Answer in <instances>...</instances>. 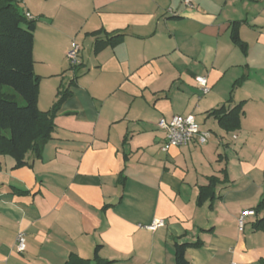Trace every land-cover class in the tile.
<instances>
[{
	"label": "crops",
	"instance_id": "obj_1",
	"mask_svg": "<svg viewBox=\"0 0 264 264\" xmlns=\"http://www.w3.org/2000/svg\"><path fill=\"white\" fill-rule=\"evenodd\" d=\"M190 3L16 1L37 19V108L48 111L61 88L69 96L39 157L15 167L0 155V264H175V244H187L189 264L264 260V0ZM236 106L235 129L211 114ZM188 114L207 142L161 151L157 121ZM153 219L164 226L150 232Z\"/></svg>",
	"mask_w": 264,
	"mask_h": 264
},
{
	"label": "trees",
	"instance_id": "obj_2",
	"mask_svg": "<svg viewBox=\"0 0 264 264\" xmlns=\"http://www.w3.org/2000/svg\"><path fill=\"white\" fill-rule=\"evenodd\" d=\"M16 1L0 0V155L10 156L15 160V167H21L27 164V155L39 157L51 139L56 113L69 92L66 88L59 89L48 111L37 108L40 78L33 71L32 56L37 19L27 20L18 11ZM122 37L117 34L96 42L94 53L114 46ZM76 69L74 76H77ZM222 110L211 113L220 126L227 130L237 128L241 114L239 106L228 113H222ZM203 198L200 194L197 203L200 204ZM186 247L187 244L174 245L175 264H189L185 257ZM70 264H88V260L72 258ZM260 264H264V260Z\"/></svg>",
	"mask_w": 264,
	"mask_h": 264
},
{
	"label": "built area",
	"instance_id": "obj_3",
	"mask_svg": "<svg viewBox=\"0 0 264 264\" xmlns=\"http://www.w3.org/2000/svg\"><path fill=\"white\" fill-rule=\"evenodd\" d=\"M184 3L187 6H191L190 0H184ZM24 17L27 20L34 19V17H32L29 13H25ZM80 50V46L77 43L72 42L70 44V47L66 51L67 64L72 72L80 65ZM195 82L202 95H206L209 92L207 79L205 77L197 76L195 77ZM156 125L157 128L164 134L163 143L161 146V151L163 152H167L168 149L172 147H184L192 144L202 146L207 142L209 138V131L202 130L196 123L195 117L191 114L175 115L169 120H165L162 118L157 121ZM253 215L254 211L252 210L244 211L243 213H241L237 220L239 230L242 229L245 218ZM162 226H164L163 219H153L152 222L144 228L150 232H153L157 228ZM14 248L17 254H22L23 252H25L26 239L25 235L22 232L17 234Z\"/></svg>",
	"mask_w": 264,
	"mask_h": 264
},
{
	"label": "rangeland",
	"instance_id": "obj_4",
	"mask_svg": "<svg viewBox=\"0 0 264 264\" xmlns=\"http://www.w3.org/2000/svg\"><path fill=\"white\" fill-rule=\"evenodd\" d=\"M20 11L22 12V8H20ZM62 104H63V103H62ZM62 104H61V105H62ZM206 128H207V127H206ZM210 128H211V127H210Z\"/></svg>",
	"mask_w": 264,
	"mask_h": 264
}]
</instances>
